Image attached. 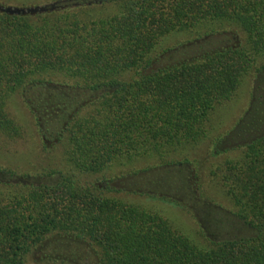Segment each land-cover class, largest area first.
I'll use <instances>...</instances> for the list:
<instances>
[{"label": "trees", "instance_id": "16d2710c", "mask_svg": "<svg viewBox=\"0 0 264 264\" xmlns=\"http://www.w3.org/2000/svg\"><path fill=\"white\" fill-rule=\"evenodd\" d=\"M20 9L0 5V136L30 129L61 162L0 165V264H33L39 249L43 264H264V0ZM176 33L189 38L166 41ZM249 79L242 114L214 134L215 112ZM205 140L207 178L231 207L203 192L191 150ZM132 195L188 211L207 244ZM65 240L68 253L49 255Z\"/></svg>", "mask_w": 264, "mask_h": 264}, {"label": "rangeland", "instance_id": "374dc122", "mask_svg": "<svg viewBox=\"0 0 264 264\" xmlns=\"http://www.w3.org/2000/svg\"><path fill=\"white\" fill-rule=\"evenodd\" d=\"M57 0H0V5L6 8H29L45 5L48 3L55 2ZM243 36V34L240 32ZM189 38V35L186 33H176L173 36L169 37L166 41H169L170 44L182 42L186 38ZM251 78V77H250ZM251 86V79L247 84L242 88L240 94L234 99L230 104L219 108L215 112L214 119V134L217 132L227 130L231 125L236 121V119L242 114V111L245 109L248 97L249 89ZM14 110L18 117H20L22 124L32 128L33 118L29 114L27 108L24 106L21 96L16 95L13 98ZM27 137L20 141H14L5 136H0V165L6 167H12L17 170L28 168L32 171L49 167H59L61 162V146L59 145H47L46 150H43L41 141L37 136L36 132L29 129ZM14 141V142H13ZM14 145H19V151L15 150ZM209 140H205L201 144L197 145L192 149L193 157H197L200 165L202 167L201 177L203 183V192L209 194L214 198L215 203L227 205L231 207L229 199L224 196L221 190H219L213 183L210 182L209 177L207 178V173H209L210 162L215 159L212 155L208 154L209 151ZM228 155V154H226ZM193 159V158H192ZM204 175V176H203ZM200 192V190H198ZM130 202L141 204L149 209L158 211L163 216L169 218L174 225L181 229L184 233L188 234L192 239L201 245L207 244L203 233L200 231L198 222L194 217L188 213V211L183 210L172 203L163 202L159 200H153L151 198L139 195L126 196ZM66 248L60 242L52 244L49 246L48 251L49 255H58L66 254L70 251L68 244L70 240H65ZM73 246H71L72 248ZM38 256L33 253V256L30 257V261L33 264H43L44 261H41L43 252H38ZM85 261V260H84ZM95 264V263H93Z\"/></svg>", "mask_w": 264, "mask_h": 264}, {"label": "water", "instance_id": "95a60500", "mask_svg": "<svg viewBox=\"0 0 264 264\" xmlns=\"http://www.w3.org/2000/svg\"><path fill=\"white\" fill-rule=\"evenodd\" d=\"M6 11L10 12V13H19L22 12V10L20 8H6ZM28 11H35V9H29Z\"/></svg>", "mask_w": 264, "mask_h": 264}]
</instances>
